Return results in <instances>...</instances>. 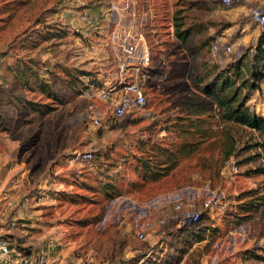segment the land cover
<instances>
[{
  "label": "rangeland",
  "instance_id": "1",
  "mask_svg": "<svg viewBox=\"0 0 264 264\" xmlns=\"http://www.w3.org/2000/svg\"><path fill=\"white\" fill-rule=\"evenodd\" d=\"M13 1L0 0V201L7 207L6 216L19 217L16 213L22 210L33 224L29 242L19 238L18 249L24 253L28 248L45 249L57 261L66 245L73 253L79 244L76 224L102 221L109 206L105 191H90L85 180L77 177L92 172V166L98 173L89 180L91 186L104 188L94 180L117 174L125 177L120 183L124 188L130 186L132 196L126 202L124 222L131 232L130 255L121 264H154L165 258L167 243L162 241L183 226V221H167L162 226L165 216L154 213L149 219L154 227L145 240L138 238L134 226L142 222V202L147 197L184 189L197 193L190 202L180 200L183 210L202 211V202L209 196H216L225 210L211 216L216 230L207 233L205 242L194 244L180 264H264V206L241 223L231 213L243 192L256 190L264 198V137L258 132L225 123L215 113L202 122L211 138L198 153L182 160L159 189L147 188L152 192L145 195L142 183H131L142 174L138 163L142 148L154 149L162 141L179 142L171 126L195 118L191 110L181 109L184 101L193 97L202 101L203 88L221 68L227 70L239 59H245L240 84L248 81L242 96L264 118V68L251 70L250 50L257 42L250 31L244 36L234 27L225 36H209L202 31L207 14L199 9L203 5L197 0L188 6L187 0H143L144 10L116 14L103 13L107 0H31L28 6L7 13ZM135 1L143 5L142 0ZM242 2L236 0L235 6ZM177 5L189 13L185 15V9ZM254 9L258 8L250 9V17ZM179 11L193 35L186 42L174 34V16ZM153 15L159 22L155 37L150 38L155 60L154 74L146 85L147 113L115 121L110 104L96 94L88 98L86 90L91 84L102 88L120 77L123 43L131 41L129 34L141 25L143 16ZM249 15L244 23L250 22ZM91 16H103L100 32L84 21ZM38 19L40 23H35ZM215 38L231 46V53L214 54ZM208 60L218 66H211ZM251 74L258 78L255 83L250 81ZM96 112L101 114L99 126L91 121ZM229 150L234 154L227 159ZM86 151L94 153V160L76 162L75 154ZM48 179L53 187L35 203V193Z\"/></svg>",
  "mask_w": 264,
  "mask_h": 264
},
{
  "label": "trees",
  "instance_id": "2",
  "mask_svg": "<svg viewBox=\"0 0 264 264\" xmlns=\"http://www.w3.org/2000/svg\"><path fill=\"white\" fill-rule=\"evenodd\" d=\"M30 1L31 0H14L12 4L7 6V13L10 11L15 12L28 6ZM199 9L203 10L204 7L202 6ZM174 17V34L176 38L184 42L189 41L192 34L191 28H186V17L182 16V11L177 12ZM35 23H40V19L36 20ZM154 29L155 28L147 21L146 33L150 47H152L150 38L155 37L153 32ZM215 41L216 38L213 43ZM252 50H254L255 53L253 54V59L250 64L251 70L258 69L260 66L264 68V32L250 51L252 52ZM153 60H155L154 57ZM208 62L213 67L217 65L216 62L210 60H208ZM244 62V58L243 60L239 59L227 70L220 67L221 72L209 82L207 87L203 88V94H201L203 100L190 98V100L186 101V108L191 110V116L195 118L190 122L186 121L185 125H179L180 122L178 120L174 126H171V128L177 129L176 133L179 135V142L166 145L160 144L154 149H152L151 146L148 150L144 149V147L142 148V158L138 160V163L142 166L141 179L142 175L144 180H157L160 177L168 176L178 168L182 159L192 157L198 153L205 141L209 140L212 136L209 133V129L203 128V119L214 117L215 113H217L218 117L220 116L221 120L225 123L240 125L244 128L256 131L264 137V118L253 112L249 106H247V96H242V87H246L248 84L246 80L240 84ZM251 76L252 78L250 81L255 83L258 78H256L254 74H251ZM200 81L202 82L203 80L201 79ZM250 86L251 88L255 87L253 84ZM209 100L211 101L209 102ZM180 120L183 121V119ZM233 154V151L229 150L226 156L227 159ZM105 193L108 199L112 197V194ZM257 195L258 193L256 190H248L237 198L239 204L236 205L235 211L231 212L234 215V219L236 218L235 220L237 223L245 221L251 217V215L262 209L264 206V198ZM241 213H245L246 216H239ZM211 221L212 219L209 214L207 212H202L198 221L190 225L181 226L171 234V241L168 245L169 252H167L165 258L159 262L156 261L154 264H179L194 244L205 242L208 237L207 233L210 235L211 232L216 230V228H213V226H215L213 221ZM253 256L257 259L260 257L257 254Z\"/></svg>",
  "mask_w": 264,
  "mask_h": 264
},
{
  "label": "crops",
  "instance_id": "3",
  "mask_svg": "<svg viewBox=\"0 0 264 264\" xmlns=\"http://www.w3.org/2000/svg\"><path fill=\"white\" fill-rule=\"evenodd\" d=\"M194 0H187L186 4L187 6L190 5V2H193ZM201 5H203L204 9L202 10L203 13L207 14L206 19H203L202 21L205 24V26H202L203 32H208L209 36L211 37H222L225 36L227 31L230 29H233L234 27H238L240 29L242 35L246 36L248 31L249 34L252 36V38H256V42L259 40L260 36L264 32V28L260 25L254 23L248 14L251 8H254L255 6L258 9H261L264 12V0H243L241 4L234 5L231 8H226L222 6L218 0H197ZM143 7L145 8L146 3L142 0ZM250 4V5H249ZM251 6V7H250ZM182 9H185L184 14L187 15L189 13L188 9L184 6H179ZM249 15V23H244L243 19L248 17ZM158 16H143V18L148 21L149 24L153 28H156L157 23L159 22ZM223 23H232V25L225 26ZM255 24L256 26L254 27ZM193 36V35H191ZM194 99H199V97H193ZM192 98V99H193ZM186 103V101H184ZM186 106H181V109H185ZM180 109V107H178ZM174 133H176L177 129L171 128ZM177 134V133H176ZM162 144L166 145L165 141H162ZM186 159V158H184ZM182 159V160H184ZM181 160V162H182ZM181 162L178 166V168L181 165ZM177 168V169H178ZM176 169V170H177ZM176 170L171 172L168 176L160 177L157 180L153 179H147L144 180L143 175L142 179L140 176H137V179L134 178V180L129 179L128 182L131 183H142V193L145 195L151 193L152 191L147 192V188H151L154 190L159 189L161 186V183H163L166 179H168ZM91 171L89 174L84 175L82 173L77 174V177L79 180L84 179L83 181L85 185L90 187V191L98 190V191H104L107 193L112 194V197L109 198L108 201V209L104 213V216L102 218V221L95 224H76L75 229L79 232H77L76 237H81L79 244L75 248L74 252L72 253V249L69 245H66L60 252L58 256V260H54L49 254L48 257L50 259V264H121V259H124V256L130 255V243L129 238L130 230H128L125 227V220L126 216L128 214L127 212V206L126 202L130 201L128 196H132V193L129 191V185L124 188L120 183H122L125 177H117L113 175L111 178L107 177L103 181L98 178L96 181L100 186L104 185V188H98L96 189L95 186H91V183H89V180H92L93 176H96L98 173V170L96 168H93L91 166ZM120 179H122L120 181ZM102 182H104L102 184ZM146 182V183H143ZM87 183V184H86ZM96 183V184H97ZM45 185L42 186V188L45 191V196L47 194V191H50V188L53 187L51 183V179L45 180L43 183ZM159 185V186H158ZM107 186V187H106ZM88 191V190H87ZM146 191V192H144ZM89 192V191H88ZM197 192L190 189H184L180 190L179 192H164V193H158L154 194L153 197H147L146 200L142 202V222L139 223L137 221L136 225L134 227L137 228V232H145L146 235L149 233L150 229L154 227L152 224L151 216L155 214H159L160 216H167L171 212L172 203L175 200H183L184 202H190L193 197H195ZM143 197V195H142ZM50 200L53 197H48ZM131 202V201H130ZM2 200L0 201V233L8 235L10 240L12 241V244L14 247L18 249V245L16 243L18 240L29 242L27 238H29V230L32 228L30 218L25 219L21 218L22 221L18 228H9V225L5 224L3 221H5L10 216H13L14 214L9 213L7 216L5 215L7 213V207L5 205L2 206ZM16 215H19V217H22L23 212L20 210L16 213ZM6 216V218L4 217ZM180 227L176 228L178 230ZM175 230V231H176ZM89 231H92L91 234H88ZM20 238V239H19ZM23 246H27V243H23ZM40 250V249H39ZM38 250V251H39ZM38 251L35 248H28V250L25 251V254L27 255H33L35 256ZM82 256H80L79 252H82ZM86 252V253H85ZM24 253V252H23ZM48 253V252H47ZM78 253V254H77ZM184 258V257H183ZM125 260V259H124ZM183 260V259H182ZM182 262V261H181ZM180 262V263H181ZM179 263V264H180Z\"/></svg>",
  "mask_w": 264,
  "mask_h": 264
},
{
  "label": "built area",
  "instance_id": "4",
  "mask_svg": "<svg viewBox=\"0 0 264 264\" xmlns=\"http://www.w3.org/2000/svg\"><path fill=\"white\" fill-rule=\"evenodd\" d=\"M106 2L104 14L126 13L128 11L136 12L135 8L144 10L143 5L141 6L135 0H107ZM218 2L226 8H231L235 5L236 0H218ZM251 19L254 23L264 28V12L261 9H254L251 13ZM103 20V16L101 18L91 16L86 17L84 21L88 23L91 29H96L100 32V26ZM146 22L142 17L141 25L136 29L132 28L134 32L131 31L129 34L131 41L126 44L123 43V60L119 65L120 77L115 81L107 83L102 88H99L96 84H91L85 93L88 98L96 94L100 100L110 104L112 117L115 121H120L127 117L133 118L136 113H147L146 106L148 100L146 96V85L154 74V60L153 51L147 41ZM212 51L214 54L222 52L228 54L231 53L232 48L227 44H221L216 41L212 46ZM252 52L253 54L255 53L254 50ZM100 115V112H96L95 117L92 116L91 121L93 125L99 126L102 123ZM94 157L93 152L86 151L76 153L74 159L76 162L87 164L91 163ZM44 196V189L39 188L33 200L37 203ZM182 205L183 203L180 200L173 201L171 212L162 219L160 222L161 225H165L167 221L173 222L177 220H182L183 225H190L200 219L202 212H207L211 217L218 210H225V206L221 204L216 196H209L203 200L202 211L195 209L183 210ZM26 217H28V212H24L22 217L13 215L3 222L9 225L10 229L18 228L22 221L21 218ZM172 233L166 235L162 241L163 245L167 243L163 253L164 251L169 252L168 245L171 241ZM137 234L140 240L146 239L145 232H138ZM0 264H50V259L45 249L39 250L35 256L27 255L17 250L8 235L0 233Z\"/></svg>",
  "mask_w": 264,
  "mask_h": 264
}]
</instances>
